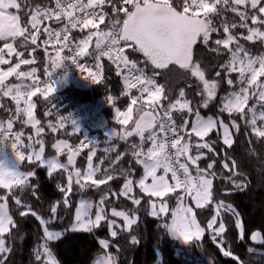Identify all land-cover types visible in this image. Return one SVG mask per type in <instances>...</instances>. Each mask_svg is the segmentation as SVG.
Segmentation results:
<instances>
[{"label":"snow or ice","instance_id":"1","mask_svg":"<svg viewBox=\"0 0 264 264\" xmlns=\"http://www.w3.org/2000/svg\"><path fill=\"white\" fill-rule=\"evenodd\" d=\"M53 3L54 7H36L25 11L24 14L29 16V20L26 26H22L20 15L22 3L18 0H0V44H2L0 66L10 65L12 56L18 61L7 70L0 67V98H9L15 104V111L8 118L6 126L0 122V188L7 189L9 194L14 188L20 189L21 192L31 189L32 195L36 196L37 186L30 183V178H34L36 174L21 170V165L25 161L30 164L38 162L37 166L45 167L49 177L59 170L67 174L66 185H57L58 190L63 194L62 201L51 206L49 219L39 216L20 198H13L15 205L21 209L19 211L21 217L30 214L42 226L45 242L37 248L36 260L41 261L43 257L42 264H58L48 242L60 240L63 233L49 230L48 225L59 219L57 212L61 203L65 208L72 206L69 197L73 193L74 183L82 191L92 188L102 191L103 194L98 202L80 199L75 208L73 223L65 231L90 233L100 227L101 222L107 219L105 204L110 197L128 198L136 206L141 205L142 202L141 199L130 196L134 181L129 173L133 172V169H129L128 172L121 170L120 175L125 176V182L119 194L111 189L108 191L101 189V186L108 185L116 177L105 174L102 178H96L100 169L93 167L91 163L96 155L95 151L88 156L87 169L83 174L79 168H74L79 149L73 151L72 146L65 141H58L52 147L60 153L68 149L67 163H61L56 156L45 158L46 148L41 139L45 129L37 127L41 121L35 116L34 110L37 105L33 102V97L40 93L45 101L49 102L48 98L57 91L58 82L53 79L56 70L70 61L80 72H84L85 66L78 62L84 57L95 59L98 69L102 67L99 63L101 58L106 57L114 66L116 75L123 77L125 94L138 89L139 96L132 98L131 104L136 105L139 99L145 104L146 109H150H137L139 115L133 121V107H128L126 111L117 108L116 122L124 126L125 131L117 133L112 130L109 137V139L118 137L125 142L129 137L138 138L139 144H131V156L141 170L136 184L143 194L149 198H158L160 201L159 204L149 201L151 208L149 214L152 217H167L170 210L164 198L176 194L178 204L171 211V221L163 223L161 227L168 235L185 244L200 240L205 228L198 223L195 211L186 204L185 200L191 198L196 208H205L211 204L214 179L217 175L214 171L215 160L209 162L206 168L200 167L199 161L207 158L206 153L201 149H206L213 155H220L215 152L212 144L205 140L213 131L221 132L222 143L228 148L233 146L234 139L229 123H225L220 117L206 118L201 114L200 108L207 109L216 100L220 83L217 79L206 78V71L199 62L193 60V49L198 41L204 46H209L211 42L213 47L209 49L210 51L223 54L222 49L228 54L229 59L218 66L215 77H221L223 72L224 83L233 90L221 98L218 111L229 116L239 115L256 137L264 138V80L260 79L264 77V55L254 56L239 42L242 38L248 42L259 41L264 44V30H261V26H264V0H118L119 9L113 0H53ZM106 3L111 5L113 13L122 12L124 19L113 21L106 30L101 31L99 26L104 24L107 16L103 11ZM227 12L235 13L240 22L229 24L225 17ZM53 23L61 27H53ZM42 25L44 26L41 31ZM237 28L246 29L248 34L246 36L240 34V37L234 35L233 30ZM87 29L94 31H90L86 38L78 42L70 40L71 30L83 32ZM220 32L223 33V38L212 40L213 34ZM41 34L44 36L42 41H40ZM49 48L52 51H49ZM128 49L143 55L144 60L141 62L143 67L125 54ZM37 50H42L47 57L43 71L48 79L43 82L37 75L35 67L29 71H20L22 65L36 63L32 54ZM64 50H67L69 55H62ZM25 52L29 53V58H22ZM149 65L152 66L151 76L146 72ZM170 65L178 66L179 69L190 73L191 77L198 79L202 85L199 93L202 96L199 108L194 109L183 89L179 90L174 100H169L165 88L157 83L155 76L159 75V72L155 70L169 69ZM233 74H237L235 81L232 79ZM10 78H15L17 82L8 83ZM86 78L93 84L100 82L99 72L89 71ZM253 99L255 102L250 106L249 101ZM165 101L167 103H164ZM51 106L55 107L54 103H51ZM3 107L0 104V109ZM15 121L35 128V136L26 137L28 144H25L24 133L13 132ZM65 122H70L74 132L80 133L70 114L67 118L61 117V128L65 127ZM129 122H133L130 130L126 127ZM231 125L236 132H239L240 124L235 119L231 120ZM48 127L52 132L57 131L52 124ZM33 142L39 145L38 150L33 146ZM93 143L97 142L84 137L81 147ZM145 144L148 145L147 148L144 147ZM193 149L196 150L195 155ZM70 166H73L74 170H70ZM222 168L230 174L226 177L229 184L240 191L246 189L247 183L236 179L241 174L237 171L234 159L231 160L230 167L225 154ZM108 171L109 169H105V173ZM230 193V189H225V194ZM0 201H2L0 202V254H5L11 251L6 246L5 236L11 234L16 223L9 212L8 195L0 196ZM93 207L96 208L94 215ZM215 207L216 214L207 223V228H214L220 210L224 209L235 217V226L239 231V239L242 240L245 230L240 213L223 200L218 201ZM111 215L122 218L127 230H131L133 225L137 224V219L131 218L125 211H117L113 208ZM114 224L115 220L109 221L110 226ZM225 231V224L219 223L212 239L215 240ZM110 235L115 238L118 233L112 230ZM250 239L264 243V237L259 231L253 233ZM132 242L137 243L134 236ZM99 244L103 249L109 248L107 240L102 239ZM223 255L232 256V253L224 251ZM95 264H116V258L108 254L97 259Z\"/></svg>","mask_w":264,"mask_h":264},{"label":"trees","instance_id":"2","mask_svg":"<svg viewBox=\"0 0 264 264\" xmlns=\"http://www.w3.org/2000/svg\"><path fill=\"white\" fill-rule=\"evenodd\" d=\"M20 2L22 3L20 13L25 25L27 24L26 20L29 18V16L24 14L25 11L35 9L36 7H54L53 0H20ZM105 13H107L105 22L99 26L101 31L106 30L115 20L122 21V18L112 15L108 10ZM249 14L251 15V12ZM225 17L229 24L240 22L235 13L227 12L225 13ZM249 24L251 26L250 21ZM52 26L55 25L52 24ZM261 30H264V26H261ZM90 31H94V29H87L83 34H73L72 39L78 42L81 38H86ZM233 34L240 37V34L246 36L248 33L244 28H237L233 30ZM217 38H223V33H214L212 40ZM239 42L254 56L264 53V44H261L259 41L252 43L240 38ZM92 43H95V38ZM211 47H213L211 42L209 46H204L198 42L194 50V62L200 63L202 69L206 71V78L210 80L217 79L220 83L217 89L216 100L209 105V108H200V111L205 117H220L225 123H229L234 144L231 148H228L222 143L221 133L213 131L205 140L211 143L215 152L220 155H213L208 150L201 149L202 152L206 153L207 158L199 161L200 167L206 168L209 162L215 160L214 171L217 173L214 179L213 202L205 208H198L196 210L198 220L205 228L203 239L197 243H192L188 248H183L172 240L166 230L161 227L163 223H169L171 213L167 217H152L149 214L147 206L140 205L136 207L128 198L120 196V200L116 201L113 197L112 201H114L113 204L116 207L127 211L131 215L139 212L138 223L131 230L118 229V235L115 238L111 237L106 224H102L90 233L66 232L60 240L48 242V246L59 264H94L95 260L104 252L103 247L99 244V241L102 239L111 242L112 246H110L109 252L114 255L117 264H264V246L260 248L254 247L250 242L251 234L256 231L262 232L264 236V138L256 137L239 115L232 114V116H229L227 113L218 111L221 98L233 89L224 83L223 72L221 77H215V71L218 66L226 63L229 59L228 54L222 49L221 52L223 54H217L209 50ZM32 55H34L36 63L27 65L26 67L28 71L35 67L37 75L42 80L44 78V54L37 50ZM126 55L143 67L141 62L144 58L141 53L130 50L126 52ZM24 57L29 58V53L25 52ZM155 71L159 72V75L155 76V79L159 85L165 88V94L169 97V100H174L178 96L179 90L183 89L186 98L192 102L194 109L200 107L202 96L199 93L201 92L202 85L197 78L191 77L190 73L177 67ZM146 72L150 76L153 74L151 65L146 68ZM236 76L237 74L232 75L234 81L236 80ZM135 93L138 94L139 92ZM120 94L119 78L114 68L109 64H105L100 82L88 90L80 88L74 80L68 79L57 84V91L53 96L48 98L49 102H46L40 93L36 97H33V101L37 105L36 117L41 121L39 126L45 129L41 139L46 142L47 154H54L55 151L52 146L61 140L68 141L72 146V150L75 151L76 142L86 131L84 129L80 130V133H76L72 127L62 129L59 123L61 117L84 105L95 103L109 96H120ZM50 102L54 103L55 107H52ZM254 102V99L250 100L249 105L251 106ZM164 103L167 102L165 101ZM0 104L4 106L0 109V119L6 126L8 118L15 111V104L9 98H0ZM173 115L174 117L176 116L175 113ZM233 119L240 124L239 132H236L232 128L231 120ZM177 122L180 123L179 120ZM49 124L55 126L57 131L52 132L48 127ZM21 125L25 144H28L29 141L26 137L28 135L35 136L33 129L28 125L21 124L19 121L14 122L16 129H21ZM107 139L112 140L110 151L98 150L94 158L95 162L103 161L102 170L97 178H102L105 174L114 175L116 178L110 181L108 185L102 186V189L104 191L111 189L119 194L125 182V176L120 175L121 170L128 172L129 169H133L134 171L129 173V176L134 182L141 175L139 166L135 164L131 156V144H139V140L137 137H133L125 142L119 138L109 139L108 136L100 137V140L103 141H107ZM33 146H36L34 142ZM144 147L147 148L148 145L145 144ZM87 152L76 159L74 168H81L84 171ZM195 154L196 150L193 149V155ZM225 154L229 160L230 167L231 160L234 159L236 161L237 171L241 174L236 179L247 183V187L243 191L235 189L226 179L230 174L222 168ZM67 155L68 149L64 150L62 155L64 163H67ZM37 165L38 162L28 164L26 167L28 172H35L36 174L34 178H30V183L37 186L36 196L32 195L31 189H25L21 192L20 189L14 188L12 193L9 194L7 190L0 188V196L8 195L9 212L16 223V227L12 229L11 234L5 236L6 246L11 251L0 254V264H42L43 257L41 261L35 258L37 248L45 242L42 226L30 214L26 217H21L19 215L21 209L15 205L13 198H20L23 203L30 205L32 210L39 216L49 219L51 216V206L62 201L63 194L58 190L57 185H66L67 174L63 170H59L53 173L52 177H49L47 169L45 167H38ZM70 169L72 170L73 166L72 168L70 166ZM105 169H109L108 173H105ZM225 189H230L231 193L225 194ZM133 196H144L146 200L149 199L137 187ZM167 199L170 200L171 207L173 208L176 203V194L170 195ZM69 200L72 206L65 208L62 203L60 204L57 212L59 219L48 225L49 230L65 231L72 224L77 198ZM221 200L234 206L240 213L245 230L242 240L239 239V231L235 226V217L224 209L220 210V216L217 218L214 228H207V223L216 214V203ZM221 222L225 224L226 231L213 240L214 231ZM133 236L136 238L137 243L132 242ZM179 251L184 257H177ZM224 251H230L232 256H224ZM158 252L161 253V261L158 257Z\"/></svg>","mask_w":264,"mask_h":264},{"label":"rangeland","instance_id":"3","mask_svg":"<svg viewBox=\"0 0 264 264\" xmlns=\"http://www.w3.org/2000/svg\"><path fill=\"white\" fill-rule=\"evenodd\" d=\"M18 2H20V0H18ZM20 15H21V13H20ZM238 17V16H237ZM239 18V17H238ZM29 20V18L26 20V22ZM21 25L22 26H26L25 24H24V22H23V17H22V15H21ZM0 46H2V44H0ZM19 50V49H18ZM262 55H264V53L262 54ZM6 58H9V57H7L6 56ZM22 58H25V57H22ZM11 61H12V63L10 64V65H2V66H0V67H2V68H4L5 70H7V68L8 67H10V66H14V64L16 63V62H18L17 61V58L15 57V56H12L11 58ZM27 65H22L21 66V69H20V71H28V69H27V67H26ZM261 80H264V77H261L260 78ZM17 81H16V79L15 78H10L9 79V81H8V83H16ZM136 92H138V91H136ZM139 96V93L137 94V93H133V97L134 98H136V97H138ZM34 102V101H33ZM35 103V102H34ZM125 107H123V106H120L118 109L120 110V111H126L127 110V108L128 107H133V109H134V111H133V121H135V119H137V117H138V115H139V113L136 111L137 109H141V110H150V109H146L145 108V104L142 102V101H140L139 99L137 100V104L136 105H132L131 104V102H129V100H126L125 101ZM127 107V108H126ZM35 111V116H36V109L34 110ZM106 115H107V119L109 120L108 122H109V126H108V128L106 129V131H100V130H92V129H90V130H88L89 131V133L90 134H88L89 135V140L90 141H94V142H97V143H93V144H90V145H88L87 147H83V148H78L77 147V144H78V142L80 141V139H82V138H79V140L76 142V144H75V151L77 150V149H79V154L77 155V157H75V164H76V159L79 157H81L82 155H85V153L87 152V155H86V163H85V168H84V171H86V169H87V165H88V156L89 155H91V153L93 152V151H95V153H96V151H98V150H102V151H105L106 149L108 150V151H110V149L112 148V146H111V141L112 140H108L107 139V141H103V140H100V137L101 136H108V137H110V135H111V133H112V130H114V131H116L117 133H122L123 131H125V127L124 126H121L118 122H116V119H115V117H116V109H112V110H110V111H108V112H106ZM37 118V117H36ZM207 118V117H206ZM21 119H24V117H21ZM0 122H1V119H0ZM29 126V125H28ZM29 127H31V126H29ZM37 127H41V126H37ZM127 127V129H131L132 127H133V122H129V124L126 126ZM21 129H16L15 128V126L13 127V129H15V130H17V131H22V125H21V127H20ZM32 129H33V132H34V135H35V128H33V127H31ZM64 128H66V127H64ZM64 128H62V129H64ZM231 129V128H230ZM80 130H84V129H80ZM221 133V132H220ZM211 134V133H210ZM82 137V136H81ZM207 138V137H206ZM205 138V139H206ZM112 139H118V137H116V138H112ZM61 141H65L66 143H68V144H70L68 141H66V140H61ZM43 143H44V145H45V148H46V151H45V158H50V157H52V156H56L58 159H59V161L61 162V163H64L63 161H62V155H63V152L62 153H60V152H56L54 149V151H55V153L54 154H52V155H48L47 154V146H46V142L43 140ZM37 150H38V148H39V145H36V146H34ZM67 149V148H66ZM66 149H64V150H66ZM10 156H11V154H10ZM96 156V155H95ZM95 156L92 158V161H91V163H92V165H93V167H98L99 169H100V172H101V170H102V163H101V161H97V162H95V160H94V158H95ZM82 161H84V160H82ZM81 161V162H82ZM28 164H30V163H28L27 161H25L22 165H21V170L22 171H24V172H28V169H26V167H27V165ZM71 168H72V166H71ZM80 170H81V173L83 174V169H81V168H79ZM71 170V169H70ZM72 170H74V168L72 169ZM100 172L97 174V176L100 174ZM97 178V177H96ZM104 186V185H103ZM107 187V186H106ZM137 187V189H139L138 188V185L136 184V181L134 182V184H133V192L130 194V196H132L133 198H139V199H141V206L142 205H144V206H147L148 207V209H149V213H150V211H151V208H150V203H149V201L151 200V201H155L157 204H159L160 203V201L158 200V198H149L146 194H144L145 196H147L149 199L148 200H146L145 199V197L144 196H138V197H136V196H133L134 195V191H135V188ZM1 189H3V188H1ZM101 189H102V186H101ZM4 190H7V189H4ZM8 191V190H7ZM103 194V192L102 191H100V190H94V189H92V188H89V189H87L86 191H82V190H80L79 188H78V186H76L75 185V183L73 184V193H72V195L69 197V199H75V198H77V205H76V207L78 206V202H79V200L80 199H87V200H90V201H93V202H98V200L100 199V196ZM118 194V193H117ZM170 195H173V194H170ZM169 195V196H170ZM168 196V197H169ZM168 197H165L164 199L167 201V203H168V206H169V214L171 213V211L172 210H174L176 207H177V204H178V201H177V199H176V203H175V206L172 208L171 207V202H170V200H168L167 198ZM112 198L113 197H110V199L108 200V201H106V204H105V215H106V217H107V219L105 220V221H102L101 222V225L102 224H106V226L108 227V229H109V232H111L112 230H115V231H117L118 229H125V230H127L126 229V223L123 221V219L122 218H119V217H113L112 215H111V210L114 208L115 210H117V211H125V210H122V209H120V208H118V207H116L113 203H114V201H112ZM114 200H116V201H119L120 199L118 198H115ZM130 200V199H129ZM0 202H2V201H0ZM186 202V201H185ZM186 204L188 205V206H190V207H192L193 208V210L195 211V213H196V210L198 209V208H196L195 207V204H194V201H192L191 200V198L189 199V201L188 202H186ZM134 206H136V205H134ZM140 206V205H139ZM139 206H136V207H139ZM9 207V206H8ZM92 212H93V215L95 214V212H96V208L95 207H93V209H92ZM131 218H136L137 219V223H138V221H139V212H135L134 214H129L127 211H125ZM196 218H197V221H198V223L200 224V222H199V220H198V217H197V213H196ZM73 220H74V217H73ZM112 220H115V224L114 225H109V221H112ZM170 221H171V218H170V220H169V223H170ZM73 223V222H72ZM136 225V224H135ZM201 225V224H200ZM134 226V225H133ZM202 226V225H201ZM203 227V226H202ZM70 228V226L68 227V229ZM99 228V227H98ZM97 229V228H96ZM95 230V229H94ZM62 233H63V235H62V237L65 235V233L66 232H68V231H61ZM69 232H71V231H69ZM205 234V233H204ZM204 234H203V236L201 237V239L200 240H193L191 243H189V244H185L184 242H182L181 240H178V239H176V238H174V237H172L170 234V237H171V239L172 240H174L175 242H177L179 245H181V247H183V248H188V247H190V245L192 244V243H197L198 241H201L202 239H203V237H204ZM108 241V240H107ZM109 242V248L108 249H104V252L97 258V259H99L100 257H102V256H106V255H108V254H111L110 252H109V249H110V246H112V244H111V242L110 241H108ZM102 246V245H101ZM112 256H114L113 254H111ZM53 256H54V254H53ZM55 257V256H54ZM158 257H159V259H160V261H161V253L160 252H158ZM177 257H184L181 253H180V251L177 253ZM56 258V257H55ZM96 259V260H97ZM57 260V259H56ZM95 260V261H96ZM58 261V260H57ZM58 264H59V262H58ZM94 264H95V262H94ZM116 264H117V262H116Z\"/></svg>","mask_w":264,"mask_h":264},{"label":"built area","instance_id":"4","mask_svg":"<svg viewBox=\"0 0 264 264\" xmlns=\"http://www.w3.org/2000/svg\"><path fill=\"white\" fill-rule=\"evenodd\" d=\"M113 3L117 4V9H119V3L118 0H113ZM106 10H108L112 15H116L120 18H122V20L124 19V15L122 12L117 11L116 13H113L112 7L110 4H105L103 11L105 12ZM129 10H131L129 8ZM46 23H51V22H46ZM54 24V23H53ZM56 28L61 27V25L58 24H54ZM43 26H41V31L43 29ZM85 31L80 32L78 30H71L70 33V40L75 42L72 39V35L73 34H83ZM44 39L43 34H41L40 37V41H42ZM40 41H38V43H40ZM132 49H128L126 52L130 51ZM43 53L42 50H39ZM49 51H52L51 48H49ZM91 51V50H90ZM44 54V53H43ZM62 54H64L65 56L69 55V52L67 50H64L62 52ZM126 54V53H125ZM45 58V62L47 60V57L44 55ZM79 63H82L85 66V71L84 72H80L75 65H73L70 61L65 62V64L56 70V72L53 74V79L57 80V84H59L62 81H66L68 79L74 80V82L82 89L88 90L90 88H92L94 85L91 83L90 79H87L86 77L88 76V72L91 71L92 73H97L99 72V76L101 78L102 74L104 73V67L105 64H109L111 65L113 68L114 66L111 64V62L106 58H101L100 60V64L102 65V67H100L99 69L97 68V61L95 59H92L90 57H84V58H80ZM45 66V65H44ZM115 70V68H114ZM116 73V72H115ZM119 81H120V87H121V94L120 96H109L111 97V99H109V97L106 98H102L100 100H98L95 103L92 104H88V105H84L81 108L69 113L71 115L72 120L75 121V126H78L79 129H85L86 131L83 133L82 135V139H80V141L77 144V147L80 149L81 147V143L84 140V137H87L89 140V131L90 129L92 130H100V131H106V129L109 126V120L107 119V115L106 112L112 110V109H117L120 106L125 107V101L129 100V102H131L133 97V93H135L138 89H133L131 90L130 94H125L126 93V89L124 88L123 85V77L122 76H118ZM48 78L44 75V78L41 80V82H43L44 80H47ZM69 114L65 115L64 117L67 118L69 116ZM61 123V120L60 122ZM65 127H71L70 126V122H65ZM13 132H17V130L13 129ZM21 132V131H18ZM9 154H11V149L9 147L8 149ZM190 198H186V202L189 201Z\"/></svg>","mask_w":264,"mask_h":264},{"label":"water","instance_id":"5","mask_svg":"<svg viewBox=\"0 0 264 264\" xmlns=\"http://www.w3.org/2000/svg\"><path fill=\"white\" fill-rule=\"evenodd\" d=\"M199 42V41H198ZM198 42H197V44H198ZM197 44L194 46V49H193V60H194V50H195V47L197 46ZM169 67H177L178 68V66H172V65H170ZM182 70V69H181ZM130 138H133V137H129L128 139H130ZM257 232V231H256ZM260 232V231H259ZM255 233V232H254ZM261 233V236L262 237H264L263 236V234H262V232H260ZM252 235V234H251ZM251 237V236H250ZM250 242H251V244L254 246V247H258V248H260V247H263L264 246V243H262V242H259V241H252L251 239H250Z\"/></svg>","mask_w":264,"mask_h":264},{"label":"crops","instance_id":"6","mask_svg":"<svg viewBox=\"0 0 264 264\" xmlns=\"http://www.w3.org/2000/svg\"><path fill=\"white\" fill-rule=\"evenodd\" d=\"M85 38V37H84ZM84 38H81V39H84ZM93 44V43H92ZM94 45V44H93ZM90 50H91V48H90ZM63 55V54H62ZM127 108V107H126ZM10 155V154H9Z\"/></svg>","mask_w":264,"mask_h":264}]
</instances>
